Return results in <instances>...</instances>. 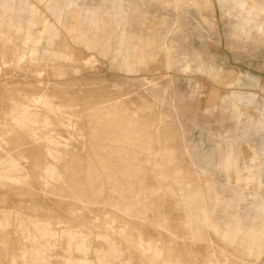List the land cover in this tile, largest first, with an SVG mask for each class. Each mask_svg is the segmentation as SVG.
Wrapping results in <instances>:
<instances>
[{
	"label": "rangeland",
	"instance_id": "374dc122",
	"mask_svg": "<svg viewBox=\"0 0 264 264\" xmlns=\"http://www.w3.org/2000/svg\"><path fill=\"white\" fill-rule=\"evenodd\" d=\"M1 262L264 264V0H0Z\"/></svg>",
	"mask_w": 264,
	"mask_h": 264
},
{
	"label": "bare ground",
	"instance_id": "6f19581e",
	"mask_svg": "<svg viewBox=\"0 0 264 264\" xmlns=\"http://www.w3.org/2000/svg\"><path fill=\"white\" fill-rule=\"evenodd\" d=\"M39 100H42V98H39L37 101H39ZM70 235V234H69ZM81 236V235H80ZM71 237V236H70ZM79 237V236H78ZM73 238V237H72ZM73 240V239H72ZM82 240H84V239H82ZM106 241H107V239H106ZM84 253H86L85 251H84Z\"/></svg>",
	"mask_w": 264,
	"mask_h": 264
},
{
	"label": "crops",
	"instance_id": "0c3cea01",
	"mask_svg": "<svg viewBox=\"0 0 264 264\" xmlns=\"http://www.w3.org/2000/svg\"><path fill=\"white\" fill-rule=\"evenodd\" d=\"M1 264H3V262H1Z\"/></svg>",
	"mask_w": 264,
	"mask_h": 264
}]
</instances>
